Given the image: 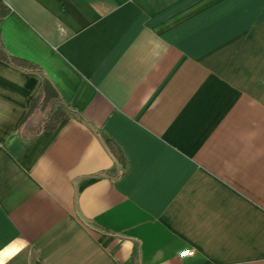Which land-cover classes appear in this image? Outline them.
<instances>
[{"label":"crops","instance_id":"obj_1","mask_svg":"<svg viewBox=\"0 0 264 264\" xmlns=\"http://www.w3.org/2000/svg\"><path fill=\"white\" fill-rule=\"evenodd\" d=\"M3 1L0 264H264V0Z\"/></svg>","mask_w":264,"mask_h":264},{"label":"trees","instance_id":"obj_2","mask_svg":"<svg viewBox=\"0 0 264 264\" xmlns=\"http://www.w3.org/2000/svg\"><path fill=\"white\" fill-rule=\"evenodd\" d=\"M10 9L0 0V23L9 14ZM0 59L27 71L42 72L41 68L26 59L10 56L6 53L0 39ZM75 116L80 118L79 112L67 103L53 83L44 76L40 92L32 98L29 107L20 121L19 130L25 139H31L45 131L55 129L63 120ZM82 120V118H80ZM105 143L114 151L111 140L104 137ZM123 156L121 154L120 159ZM122 161V160H121Z\"/></svg>","mask_w":264,"mask_h":264},{"label":"built area","instance_id":"obj_3","mask_svg":"<svg viewBox=\"0 0 264 264\" xmlns=\"http://www.w3.org/2000/svg\"><path fill=\"white\" fill-rule=\"evenodd\" d=\"M185 250H187V252H188L189 254L186 255V256H184V257H181V256H180V252H179V254H178V257H179V258H185V257L190 256V255H192V254L194 253V250H193L192 248H187V249H185ZM185 250H183V251H185ZM181 252H182V251H181Z\"/></svg>","mask_w":264,"mask_h":264},{"label":"snow or ice","instance_id":"obj_4","mask_svg":"<svg viewBox=\"0 0 264 264\" xmlns=\"http://www.w3.org/2000/svg\"><path fill=\"white\" fill-rule=\"evenodd\" d=\"M188 254H189V253L187 252V250L180 252V256H181V257H184V256H186V255H188Z\"/></svg>","mask_w":264,"mask_h":264}]
</instances>
